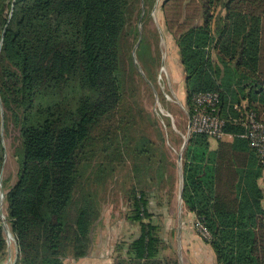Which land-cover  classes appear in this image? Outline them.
<instances>
[{"label": "trees", "instance_id": "obj_1", "mask_svg": "<svg viewBox=\"0 0 264 264\" xmlns=\"http://www.w3.org/2000/svg\"><path fill=\"white\" fill-rule=\"evenodd\" d=\"M156 2L0 0V134L11 119L23 147L19 179L7 193L15 264H67L88 254L101 208L99 179L87 171L100 156L121 160L115 144L123 129L114 123L126 106L122 40L133 27L139 36L136 22ZM160 4L190 113L196 93H219L217 112L233 136L215 139L216 148L207 134L189 136L183 202L211 233L217 264H264V167L237 121L245 112L264 121V0ZM2 163L3 150L0 172ZM128 196L127 217L141 225L129 249L154 256L160 238L149 194L134 187Z\"/></svg>", "mask_w": 264, "mask_h": 264}, {"label": "rangeland", "instance_id": "obj_2", "mask_svg": "<svg viewBox=\"0 0 264 264\" xmlns=\"http://www.w3.org/2000/svg\"><path fill=\"white\" fill-rule=\"evenodd\" d=\"M160 5L157 0L149 17L142 22V14L136 22L139 36L133 27L122 40L126 106L118 112L114 123L123 129L119 144L114 143L119 146L121 160L116 164L100 156L87 171L99 179L101 215L92 235L103 234L107 240L114 239L117 225L127 220L128 195L134 187H144L148 192L155 221H177L175 212H184L180 199L183 163L181 168L179 157L183 156L188 138L190 111L185 96V72L174 37L164 30ZM126 123L133 124L128 127ZM211 145L214 147L215 142ZM2 150L0 215L6 248L0 252V264H12L18 256V246L15 236L8 239L7 230L11 227L7 193L19 179L23 147L20 128L11 119L0 134ZM259 182L264 187V171ZM170 199L174 207L169 206Z\"/></svg>", "mask_w": 264, "mask_h": 264}, {"label": "crops", "instance_id": "obj_3", "mask_svg": "<svg viewBox=\"0 0 264 264\" xmlns=\"http://www.w3.org/2000/svg\"><path fill=\"white\" fill-rule=\"evenodd\" d=\"M232 137L230 134L226 138L229 139ZM210 141L211 144L215 142L213 148H216V140L210 138ZM170 200L168 201L169 206L173 204L174 207V201L172 199ZM182 205L184 207L182 215L175 212L177 221H169V219L167 221H155V215H153L152 222L159 226L160 238L158 250L154 256L140 258L134 252L130 251L129 246L139 236L141 225L138 221L130 220L127 217V220L123 224L117 225L114 239L107 240L103 234L93 236L92 229L90 235L91 245L88 254L80 258L69 257L66 259V263L217 264L214 248L198 230L195 214L185 206L183 199Z\"/></svg>", "mask_w": 264, "mask_h": 264}, {"label": "built area", "instance_id": "obj_4", "mask_svg": "<svg viewBox=\"0 0 264 264\" xmlns=\"http://www.w3.org/2000/svg\"><path fill=\"white\" fill-rule=\"evenodd\" d=\"M196 106L189 115L188 132L204 133L212 139H224L230 134L226 132V120L217 112L220 95L217 92H199L194 96ZM239 121L246 128L244 137L248 138L252 148L258 153L264 167V121L255 112H245ZM198 230L205 238H211L203 222L197 220Z\"/></svg>", "mask_w": 264, "mask_h": 264}, {"label": "water", "instance_id": "obj_5", "mask_svg": "<svg viewBox=\"0 0 264 264\" xmlns=\"http://www.w3.org/2000/svg\"><path fill=\"white\" fill-rule=\"evenodd\" d=\"M138 44H139V43H138ZM138 44H137V45H138ZM135 50H136V48H135ZM190 135H191V134L188 132V138L185 140V143H184V145H183V148L186 147ZM182 157H183V156H182V154H181L180 157H179V163H180L181 168H182V163H183V160H182L183 158H182ZM182 193H183V169H182V185H181V189H180V199H181V200H182ZM7 231H9V230H7ZM16 259H17V258H16ZM16 259L13 261L12 264H15Z\"/></svg>", "mask_w": 264, "mask_h": 264}, {"label": "bare ground", "instance_id": "obj_6", "mask_svg": "<svg viewBox=\"0 0 264 264\" xmlns=\"http://www.w3.org/2000/svg\"><path fill=\"white\" fill-rule=\"evenodd\" d=\"M8 239H10V240H13L14 239V235H13L11 229L8 231Z\"/></svg>", "mask_w": 264, "mask_h": 264}]
</instances>
